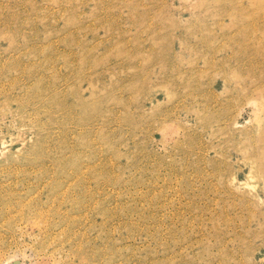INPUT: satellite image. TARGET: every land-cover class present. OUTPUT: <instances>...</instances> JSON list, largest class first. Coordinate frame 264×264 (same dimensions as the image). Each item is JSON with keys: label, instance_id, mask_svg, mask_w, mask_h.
Here are the masks:
<instances>
[{"label": "rangeland", "instance_id": "1", "mask_svg": "<svg viewBox=\"0 0 264 264\" xmlns=\"http://www.w3.org/2000/svg\"><path fill=\"white\" fill-rule=\"evenodd\" d=\"M0 264H264V0H0Z\"/></svg>", "mask_w": 264, "mask_h": 264}]
</instances>
